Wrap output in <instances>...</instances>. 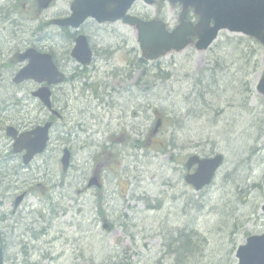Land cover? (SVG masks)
I'll use <instances>...</instances> for the list:
<instances>
[{
    "label": "rangeland",
    "instance_id": "374dc122",
    "mask_svg": "<svg viewBox=\"0 0 264 264\" xmlns=\"http://www.w3.org/2000/svg\"><path fill=\"white\" fill-rule=\"evenodd\" d=\"M5 3L0 0L1 63L16 48L33 43L40 21L69 14V0H56L41 18L22 19L25 26L15 30L2 19ZM169 4L165 2L159 18L173 27L178 8ZM130 13L151 17L155 7L137 1ZM12 17L19 21L22 15ZM79 29L96 51L99 70L86 71L74 87L66 80L62 97L71 119L85 125L80 129L67 116L58 131L52 128L47 150L29 168L47 193L35 187L37 196L30 194L15 214L9 202L13 191L6 187L21 188L20 179L29 173L0 130V175L14 165L17 171L8 185H0L4 264H235L236 247L264 231V96L255 89L264 72V47L250 37L221 31L205 51L191 46L140 62L136 33L121 21L98 24L87 19ZM67 32L43 27V41L37 45L53 50L67 72L75 74L80 70L69 55L73 41ZM130 62L133 74L126 77ZM17 67H9L0 78L3 127L34 126L47 113L30 94L33 83L11 82ZM205 69L213 70L214 79ZM84 84L96 86L104 96L114 92L112 100L119 106L96 107L95 90ZM93 114H101V120ZM157 116L162 125L149 138ZM63 133L71 135L66 174L56 140ZM112 134L115 138L109 139ZM137 141L145 145L137 146ZM216 153L223 156L221 167L208 186L195 191L183 180L185 159ZM96 166L102 188L83 190ZM185 226L204 236V245L194 255L176 259L165 243Z\"/></svg>",
    "mask_w": 264,
    "mask_h": 264
},
{
    "label": "water",
    "instance_id": "95a60500",
    "mask_svg": "<svg viewBox=\"0 0 264 264\" xmlns=\"http://www.w3.org/2000/svg\"><path fill=\"white\" fill-rule=\"evenodd\" d=\"M136 0H73L70 4V14L66 17L50 19L46 23L59 27H71L78 30L81 24L88 18L98 23H112L121 20L122 23L131 26L136 31V38L140 48V56L144 60H157L170 51L179 52L190 44L191 37L196 36L194 48L197 51H205L216 39L220 30L240 33L250 36L264 46V0H167L171 4L180 3L182 9L178 15V24L168 30L161 19L142 20L130 15L127 10ZM146 4H152L155 0H142ZM51 0H39L38 9H45ZM189 7L199 16L195 25L186 21V11ZM72 57L81 63H87L90 58V50L86 36L78 34L74 40L71 51ZM27 59V63L15 74L12 81L19 83L32 80L43 84L33 92L43 103L51 109L50 86L60 83L64 74L59 71L53 62L52 55L48 52H38L34 48H28L24 52H17L11 58L12 62ZM264 62V56H263ZM256 91L264 96V73L256 83ZM52 122L47 121L43 125H37L27 131L19 133L13 126H7L5 133L13 139V152L25 150L23 161L26 164L35 154L41 153L46 148L49 140V129ZM156 122L152 132L159 127ZM70 159L67 148L62 151L60 163L62 171H66ZM223 156L219 153L200 157L192 154L186 158L184 166L186 173L184 181L195 190L207 186L221 166ZM194 166L192 171L191 168ZM89 185L100 186L91 178ZM23 195L16 198V207ZM264 213V203L261 206ZM235 264H264V232L252 234L246 237L244 243L235 250ZM0 264L3 262V241L0 236Z\"/></svg>",
    "mask_w": 264,
    "mask_h": 264
},
{
    "label": "flooded vegetation",
    "instance_id": "af4514ba",
    "mask_svg": "<svg viewBox=\"0 0 264 264\" xmlns=\"http://www.w3.org/2000/svg\"><path fill=\"white\" fill-rule=\"evenodd\" d=\"M38 1L39 0H6V3H5L6 10L4 12V15L2 16L3 21L4 22H8L10 25L14 26L15 30L19 29V28H23L25 25L23 24V20L22 19L31 20L32 17H34L36 19L41 18L43 12H45L47 9H49L56 0H51L50 4L48 5V7L46 9H40V10L38 9ZM71 1L72 0H69V7H70ZM153 4H155L154 5L155 13L152 14L151 17H148V16L144 17V19H150V18H154V17H159V13L163 10L165 2L162 1V0H155ZM170 6H171V8H174V9L176 7L178 8V10H177V16H178L179 12L182 9L181 4L180 3H174V4H171ZM1 9L2 8H0V12H1ZM68 13H69V11H67L65 14H68ZM13 14L22 15L21 20H19V21L15 20L12 17ZM61 14H64V12L63 13L61 12ZM177 16H176V18H177ZM54 18H58V16L54 17ZM198 18H199V16L193 11V8L189 7L187 9V11H186V19L192 21V23H195L198 20ZM47 21L48 20L40 21L39 25H37L36 32L34 33V35H36V34H39V35H37V37L34 36L33 43L25 45V46H22L20 48H16V50L9 56L8 60L6 61V63L5 62L4 63L0 62V78L1 79L3 78V73L5 72V70H10L9 67L18 66L15 70L14 69L12 70L13 73H12V76H11V82L13 84H15L16 86L23 85V84H26V83H33L35 85V88L30 92V94H31V96L34 99H36L38 101V104H39L41 110H45L47 113H46V117L43 120H41V119L37 120L34 126L43 124L44 122L50 120L52 122L51 127H50V132H51L53 127H56V131H58L59 127L62 124L65 123V121L67 119V116H69L68 120H70V122H72V123H75V125H78V127L81 129L82 126L85 125V123L82 122V121H74V119H71V110H70L69 106L67 105L65 99H63V97H62L65 94L62 85L64 84V82L66 80H68L71 83L72 87H74L76 81H79V80H81V79H83L85 77L84 74H85L86 71H90V72L93 73L96 70H99V68H96V56H97L96 51L93 48V45L91 44V42L89 40V37L85 33H83L80 29H78L77 31L76 30L69 31L70 30L69 28H61L63 31H66V32L68 31L66 33L67 34V38H69L71 41H73V44H74L75 37L78 34H83V35L86 36V39H87V42H88V48L90 50V58H89V61L87 63H81V62L77 61L75 58L72 57L71 51H72V48H73V44H72V47L69 50V55L75 62V68L77 70H80V72L75 73V74L73 73V71H68L67 72V70L64 68V66L61 64V62H59L57 60L56 55L53 53V50L52 51L50 50V52H48V53H50L52 55V59H53L55 65H56V67L58 68V70L61 71L62 73H64V76H65L64 80L62 82L57 83L55 85H51L49 87L50 91H51V96H50L51 109L46 108L43 105L42 101L37 96L33 95V92L36 91L38 88H40L43 84H38V83H36V82H34L32 80H25V81H22V82H19V83H15V82L12 81L13 77L15 76V74L20 70L21 67H23L27 63V59H24V60L18 61V62H12L11 58L14 56L15 53L24 52L28 48H34L38 52H45L46 51V50H42V48L39 45H37V44L39 42L43 41V38H42V36L40 34L41 29L43 27L50 26V25H47V23H46ZM168 27H169V25H168ZM101 56H103V55H101ZM71 58H69L68 61L71 60ZM129 66H130L129 67V72L126 74V77H128L131 74H133L134 63L130 62ZM84 85H85V87H84L85 89L93 88L95 90L94 93H92V94H93V98L96 100L95 101L96 107L100 106V107H102V109L106 108L107 110H110V109L113 110L115 106H119L118 103L113 102V100H112L114 92H110L108 94H105V96H104L103 94H98L96 86L87 85V84H84ZM107 96L110 99L109 102L105 101ZM82 112L83 111L78 112V113L81 114ZM135 114H136V112H134V111L131 112L132 116H135ZM100 116H101V114H98V115L93 114L92 115V117L97 122L101 120ZM121 119H123V115L121 116ZM7 126H10V125H6L4 127V131H5ZM11 126H13L19 133L34 127L33 125H30V124H28V125H11ZM66 129L70 130L69 126ZM69 136H71V135H67L66 133H63V137L59 138V139H56V140L59 142L60 146H62L61 154H62L63 149L65 147H67L69 149V151H70V159H71L72 152H71L69 146H67V144H68V142L70 140V138H67ZM114 138H115V135L112 134L109 139H114ZM12 142H13V140L11 139V153L13 155H15L19 159L20 167L25 169V171H26L25 173H29V176H25L24 178L20 179L21 188H19L16 185H13L12 189L9 186L6 187L7 190L10 189L9 191H13V193L9 195L11 197V198H9V202L12 203L11 213L15 214L17 212V209L27 200V198H28V196L30 194H36V196H37V193L34 190L35 187H38L40 189L41 194L46 195V193H47V191H46L47 187L44 186L41 182H38V181L35 182V180H37V179L34 176H30L31 172L29 171V168L31 167L30 166L31 163L37 157L41 156L47 150V147H48V144H49L50 140L46 144V148L44 149V151L41 152V153L35 154L26 164L23 161V155L25 153V150H23L21 152L14 153L13 150H12L13 149ZM70 159H69L66 171L62 172L63 174H66V172L68 171V169L71 166ZM59 162H60V159H59ZM15 174H17L16 165L13 166V169L10 172H8V173L5 172V173L0 175V177H1L0 178V185H2V188L4 187V185H8V183L10 181V177H13ZM94 175H95V179H96L97 183L100 184L99 187H96V185H89V182H90L91 178ZM4 178H5V180H3ZM60 184L61 185L65 184L63 179L60 182ZM91 187H94L96 189H101L102 188L101 171H100L99 166H96L95 168L92 169L90 175L86 179V184L83 187V190H85V189L89 190ZM77 192H80V190H78ZM20 195H23V197H22L20 203L18 204V206L15 207L14 206V202H15L16 198L18 196H20ZM40 216H41V218H43L42 214H40ZM103 220H104V218H103ZM33 222H35V220ZM102 224H103L104 227L108 226L107 222H103ZM40 233H44V231H41Z\"/></svg>",
    "mask_w": 264,
    "mask_h": 264
},
{
    "label": "trees",
    "instance_id": "16d2710c",
    "mask_svg": "<svg viewBox=\"0 0 264 264\" xmlns=\"http://www.w3.org/2000/svg\"><path fill=\"white\" fill-rule=\"evenodd\" d=\"M241 42V41H240ZM142 62V60H139ZM210 74V76L214 79L215 73L211 69H205L204 73ZM215 82V81H214ZM203 97V94H200ZM0 130L4 131L3 125L0 124ZM145 141H137V146H144ZM205 238L204 236H200L198 231L194 228L183 227L179 230L177 236H171L165 246L168 248V254L173 253L176 259H180V257H188L190 255H194L197 249L203 247ZM183 259V258H181ZM35 264V263H28Z\"/></svg>",
    "mask_w": 264,
    "mask_h": 264
}]
</instances>
